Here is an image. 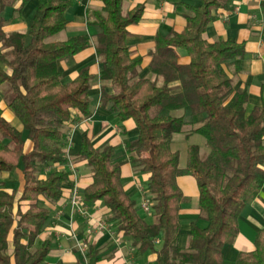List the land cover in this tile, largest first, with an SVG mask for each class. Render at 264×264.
<instances>
[{"label":"trees","instance_id":"trees-1","mask_svg":"<svg viewBox=\"0 0 264 264\" xmlns=\"http://www.w3.org/2000/svg\"><path fill=\"white\" fill-rule=\"evenodd\" d=\"M28 1L0 0V83L9 84L7 106L21 126L6 121L0 109V175L19 165L22 175L20 192L8 191L0 183V264H43L50 251V241L37 242L38 236L50 217L48 204L61 198L68 173L53 169L42 178L40 172L67 162L62 128L73 109L90 114L88 92L94 78L86 66L63 83L58 62L92 44L101 64L99 78L114 89L112 93L101 89L102 107L120 121L131 119L138 133L125 140L127 159L117 162H111L115 146L94 147L86 132L81 133L75 157L86 162L92 178L80 193L82 201L87 205L100 201L115 230L130 240L138 255L155 253L156 264H226L222 247L234 241L238 216L264 184V101L248 109L246 89L234 85L240 69L230 71L231 61L244 56V47L231 39L204 38L215 19L212 10L229 0L187 5L191 15H186L181 32L156 35L144 76L142 58L131 57L125 42L127 27L141 19L142 6L124 13L122 0H102V9L88 14L87 24L96 29L92 37L50 41L66 27L70 2L45 0L36 7L28 33L5 32L4 25L14 18L4 19L2 11L18 2L13 11H21ZM261 10L264 13V0ZM175 49L186 51L188 64L177 62ZM4 66L10 68L9 74ZM184 108L190 110L192 124L197 125L192 131L204 137L208 152L202 155L197 145H189L186 165L180 168L171 142L186 121L183 115L163 111ZM127 162L134 172L149 174L145 197L153 223L139 215L136 201L125 191L121 166ZM181 175L195 178L198 218L205 222L204 227L190 223L186 249L178 245L179 210L189 200L176 182ZM254 245L252 251L238 252L233 264H264V230L256 234ZM97 254L89 246L90 264Z\"/></svg>","mask_w":264,"mask_h":264},{"label":"crops","instance_id":"crops-1","mask_svg":"<svg viewBox=\"0 0 264 264\" xmlns=\"http://www.w3.org/2000/svg\"><path fill=\"white\" fill-rule=\"evenodd\" d=\"M45 0H30L21 11H13L20 5L18 2L14 8H5L1 15L4 19L13 21L4 25L5 32L28 33L35 9ZM70 5L65 11L67 19L66 27L49 38L50 41H63L68 37L88 34L92 37L96 29L87 24L88 14L101 10L102 0H63ZM262 0H229L224 7L213 9L215 19L206 27L204 38L213 42L218 38L231 39L242 44L245 54L241 58L232 60L230 71L237 66L240 71L234 75L235 87H244L248 93V109L260 105L264 101V13L261 10ZM187 5L198 6L199 0H122V11L128 12L137 6H142L141 19L127 27L128 35L125 42L129 47L131 57L140 56V76L148 75L150 52L155 47L156 35H167L170 31L181 32L186 25V15L191 12ZM1 46V44H0ZM177 62L188 64L190 57L184 49H175ZM89 67V72L94 76L90 81L88 95L90 97V114L84 115L77 109L71 112V118L64 123L62 132L65 146L63 152L67 162L52 166V169L63 170L68 173V180L62 185V196L54 204H48L50 217L38 236V240L48 239L50 251L43 264H90L89 246H93L98 254V259L93 264H156V254L146 251L140 255L135 252L130 240L123 237L122 232L115 230L114 224L108 221V209L102 206L100 201L88 204L90 217H85L70 203L71 191L74 187L78 192L91 182V170L85 161L76 160L81 133L86 132L94 147L109 143L115 146L111 156V162L127 159L124 150L125 140H133L137 137V129L131 119L120 121L118 117L110 113L100 103L101 89L112 93L111 83L99 78L101 64L98 62L94 45H90L77 53L72 59L58 62V69L62 72V82L66 83L77 76L83 67ZM9 74L10 68L4 66ZM153 77V76H152ZM177 82L173 83L176 85ZM11 91L9 84L0 83V109L2 116L11 125L21 128L18 119L8 108L7 101ZM165 114L184 116L186 125L182 132L173 134L171 150L178 156V166L186 165L187 147L197 145L202 155L208 152L205 139L202 135L192 131L197 125L192 124V116L188 108L163 111ZM67 137L70 142H66ZM264 170V165L262 166ZM17 175V186L7 188L9 178L1 179L6 190L16 189L20 192L22 187V175L20 165L14 171L1 174ZM124 188L135 201L139 215L148 223L154 222L151 212L141 209V202L145 197L146 184L149 174L134 172L129 162L121 166ZM43 178V177H42ZM177 185L182 193L188 197L186 203H182L179 210L181 233L178 245L182 249L188 246V234L190 223L195 222L204 227L205 222L198 218V188L196 180L191 175H181L176 178ZM105 223V228L97 229L98 223ZM238 233L231 244L222 247L223 258L226 264H233L238 252H248L255 248V236L260 230H264V184L258 195L251 199L237 219ZM160 241H156L159 247Z\"/></svg>","mask_w":264,"mask_h":264},{"label":"built area","instance_id":"built-area-1","mask_svg":"<svg viewBox=\"0 0 264 264\" xmlns=\"http://www.w3.org/2000/svg\"><path fill=\"white\" fill-rule=\"evenodd\" d=\"M66 142L67 143L70 142V138L69 137H67ZM70 203H71L72 208L73 209L74 208L77 209V211L80 214H82L83 216H85V217H90L91 216L90 215V207L82 201L80 193L78 192L76 187H74L72 189V191H71ZM150 208L151 207H150L149 200L146 197H144V199L141 202V209L144 212L148 213L151 210ZM105 226H106L105 223L99 222L98 226H97V229L101 230V229L105 228Z\"/></svg>","mask_w":264,"mask_h":264},{"label":"rangeland","instance_id":"rangeland-1","mask_svg":"<svg viewBox=\"0 0 264 264\" xmlns=\"http://www.w3.org/2000/svg\"><path fill=\"white\" fill-rule=\"evenodd\" d=\"M53 169L50 167V168H45L43 169L41 172H40V177H45L47 173L51 172ZM6 178H9L8 180L9 181H6L7 182V188H14V186H17V183H18V180H17V175L16 173H13L12 175H7L5 177H2L0 175V183H2L1 179H6ZM75 209V208H74ZM77 210V209H76ZM39 242V240L37 241Z\"/></svg>","mask_w":264,"mask_h":264}]
</instances>
